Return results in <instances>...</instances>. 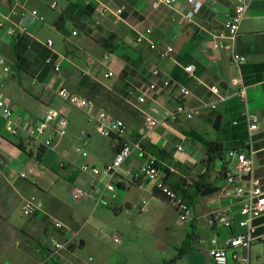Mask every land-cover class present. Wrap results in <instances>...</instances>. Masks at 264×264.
<instances>
[{"label": "crops", "instance_id": "1", "mask_svg": "<svg viewBox=\"0 0 264 264\" xmlns=\"http://www.w3.org/2000/svg\"><path fill=\"white\" fill-rule=\"evenodd\" d=\"M1 1L4 16L0 15V21L4 22V28L0 27V47L12 54L19 69L32 78V83L27 89L10 87L6 94L0 93V97L12 105L14 116L24 115L26 119L19 134L12 138H8L12 133L7 120L0 119V262L6 259L3 264H72L77 248L86 246L82 236L85 225L76 223L82 216L81 211L71 202L73 191L78 187L74 185L84 176L88 180L84 181V186L96 193L98 202L112 204L116 212L124 206L133 208V196H138L141 203L145 196L150 197L151 215L155 214V220H164L166 233L179 239L169 243L176 247V252L156 264H214L211 250L230 247L232 239L243 232L239 226L243 219L241 204L220 189L223 180L220 171L224 168L234 171L236 151L246 149L252 153L255 176L264 189V0H247V18L235 44V52L247 58L241 66L234 64L231 52L224 49L231 42L220 37L237 0H202L203 7L195 23L189 26L181 22L190 8L188 0H176L171 7L158 9L152 7L155 0ZM122 8L123 12L118 14ZM33 10L45 18L44 23L31 14ZM16 23L25 25L27 33L9 35L8 31ZM148 29L152 30L149 41L162 49L171 46L173 52L162 57L148 42L138 43L139 35ZM6 32L14 39V45L8 46L3 36ZM74 32L77 35L74 36ZM48 40H53L52 48L46 46ZM216 44L222 49H215ZM106 53L112 55L108 65L103 62ZM52 54L61 62L59 73L45 64ZM188 65L195 66L194 77L185 72ZM155 69L160 71V76H153ZM109 72L114 75L107 78ZM166 80L170 83L168 86ZM212 86L220 89V96L212 95ZM244 86L246 101L239 97ZM182 88L191 94L185 96ZM60 89L80 94L99 111L129 121L128 134L123 141L137 143L138 147L125 163L124 170L141 168L146 160L143 150L148 152L152 147L165 150L172 160L165 166L174 170L168 182L175 187L182 186L185 180L199 181L205 173V144H222L225 152L204 182L217 189V193L195 196V190L185 187L192 197V218L185 221L186 226L174 228L169 224L168 211H176L155 195L157 183L134 186L122 182L118 187L120 191L114 194L97 186L95 178L81 172L84 165L102 168L110 164L121 147L117 139L109 137L107 143L94 142L95 134L83 131L87 136L86 145L92 144L93 154L86 152L87 157H74L64 138L56 139L53 132L48 131L41 141L47 137L53 139L54 147L40 158L36 153L39 143L31 142L25 144L24 150L20 149L18 146L34 133L49 108L60 110L69 120L73 110L60 99ZM139 96L146 97L141 109H158L156 118L160 124L151 131L146 129L145 118L136 108ZM214 99L216 109L204 107ZM179 105L201 109L202 115L192 121L184 115H179L177 121L168 118ZM247 112L260 119L249 147L246 143L250 133L244 119ZM69 123L71 125L70 120ZM227 152L233 157L232 163L225 158ZM233 161L236 162L234 167ZM220 162H223L222 170L217 169ZM175 163L179 167L174 166ZM21 174L26 178H21ZM32 198L44 204L45 212L26 217L22 213L23 206ZM217 214L227 216L233 222L232 227L215 223L213 217ZM51 218L79 233L74 244L57 255H53L48 240L51 236L63 239L66 230L57 229ZM252 229L256 237L264 235V216L253 221ZM17 236L25 241L23 245L17 242L22 246L21 251L9 247L12 246L9 241ZM212 240H216V244H212ZM238 255L247 259L248 264H264V242H256L249 249L241 248ZM90 259L93 262V258ZM230 264L242 263L239 259Z\"/></svg>", "mask_w": 264, "mask_h": 264}, {"label": "built area", "instance_id": "2", "mask_svg": "<svg viewBox=\"0 0 264 264\" xmlns=\"http://www.w3.org/2000/svg\"><path fill=\"white\" fill-rule=\"evenodd\" d=\"M190 8L182 16V24L189 26L195 23L196 17L200 13L203 7L202 0H188ZM176 0H155L152 7L158 9L162 6L171 7ZM122 8L117 13L123 12ZM249 10V3L247 0H237V6L235 7L232 14L228 17L225 24V32L221 34V38L229 40L230 45L224 47L225 50L231 52L232 62L238 66H241L247 62V58L241 56L235 52V44L241 31L243 22L247 18ZM4 5L0 0V15L4 16ZM31 14L36 17L40 22L44 23L45 18L36 10L31 11ZM5 20H9V17H5ZM0 27L4 28V22L0 21ZM27 27L23 24L16 23L8 31L9 35L16 36L18 34L27 33ZM152 34V30L148 29L144 34L139 35L137 38L138 43L148 42L152 50L157 51L162 57L168 56L173 52V48L168 46L165 49L159 48L156 44L148 40L149 35ZM73 35H77L76 32ZM48 48L54 46L53 40H48L46 43ZM215 49H222L220 45L216 44ZM56 54L50 55L46 59V66L52 68L56 73L61 72L62 65L58 59L55 58ZM111 54L106 53L103 56L104 64L108 65L111 59ZM0 64L5 66L6 61L1 58ZM5 72H9V67L5 66ZM185 72L194 77L196 74L195 66L188 65L184 68ZM153 76H160V71L155 69L152 72ZM114 75L113 72H109L106 77L110 78ZM169 81H165V85L168 86ZM151 88H155L154 84ZM210 91L214 97L220 96V89L216 86H212ZM182 94L189 96L191 92L186 89H181ZM58 95L61 100L66 102L67 105L82 110L87 116L88 122L94 125L97 133L103 137L109 138L115 136L124 140L128 134L127 123L120 119L112 116L110 113L105 111H99L97 106L77 93H71L67 89H60ZM241 100L246 101V88L241 87L239 92ZM129 101V100H128ZM131 104V102L129 101ZM146 103V97H138V107L136 108L145 118L146 129L151 131L155 129L160 121L156 118L158 109L151 107L148 110L141 109L140 106ZM205 108L216 109L217 102L214 101L210 104H205ZM179 115H184L188 120H194L202 115L201 109H192L179 105L174 113H171L168 118L177 121ZM7 120L9 129L12 135H18L21 131L23 124L26 119L24 115L14 116V110L12 105L0 97V119ZM244 119L248 124L250 133V140L246 143V147L251 146L253 134L259 129L260 119L259 116L252 113H245ZM69 120L60 110L56 108H49L44 119L38 126L35 127L34 133H30L26 138L24 144L29 145L31 142L39 143L47 149L54 147V140L46 138L41 141V137L45 136L48 131H52L56 139H63L66 137L69 129ZM138 147L137 143L124 142L119 148L113 161L110 164L105 165L102 168L90 165H84L81 167V172L92 176L97 180V186H103L105 191L117 194L119 184L125 182L127 185L142 186L147 182H156V190L160 192V195L166 199V202L177 212L178 216L183 221H189L192 218V208L184 200L183 196L179 195L171 186L170 182L166 180L163 172L158 168L157 159L147 155L144 164L137 171L124 170V165L127 160L131 157L133 151ZM143 152H145L143 150ZM83 157H87L86 152L82 153ZM237 163L234 171H228L225 178H223L220 189L224 191L228 197L237 200L241 204V216L243 219L239 222V226L243 229V232L234 237L231 241L230 247L219 248L215 247L211 250V256L214 260V264H230L232 260H239L242 264H248V260L239 257L238 250L241 248H250L256 242H264V235L256 237L254 235L253 221L261 216H264V189L262 182L255 176V165L251 152L246 149L236 151ZM171 172L174 170L171 169ZM21 178H26L25 174L20 175ZM100 187H97V189ZM97 192H100L98 190ZM73 198L75 201L81 202L88 197V192L81 188H75L73 191ZM147 208V202L144 199L142 201L141 213H144ZM40 212H45L44 204L38 201L36 198H32L25 202L22 213L26 217H32ZM214 222L226 228H231L233 222L225 215L217 214L213 217ZM53 219V218H51ZM54 225L57 229L66 230V235L63 239L57 236H51L48 240V245L52 249L53 255H57L60 252L67 250L72 244H74L79 233L71 230L69 226L59 220H55ZM68 229V232H67ZM115 243L120 244V238L115 237ZM212 244H216V240H212ZM92 261V259H90Z\"/></svg>", "mask_w": 264, "mask_h": 264}, {"label": "rangeland", "instance_id": "3", "mask_svg": "<svg viewBox=\"0 0 264 264\" xmlns=\"http://www.w3.org/2000/svg\"><path fill=\"white\" fill-rule=\"evenodd\" d=\"M3 36H5L8 46L14 45V39L9 37L7 32L3 33ZM1 57L6 59L5 66L9 67L10 71L6 73L5 66L0 64V93L6 94L10 87L27 89V85L32 83V78L19 69L12 54L4 52L2 47H0ZM72 110L69 118L71 125L64 142L74 157L82 156L83 152L93 154L92 144L86 145L87 136L83 131L94 133V142H109L106 137L97 133L94 125L87 121V116L82 110L74 107ZM123 120L129 126V121ZM11 136L15 137L16 135L10 134L8 138H12ZM108 155L110 156L111 153ZM180 155L181 153H178V157ZM225 158L232 163L233 157L230 153H225ZM235 163L233 161V167ZM84 181L88 180L82 176L81 181L74 186L88 192L87 199L83 200L81 204L74 199L71 202L81 211L82 216L76 223L85 225L82 229V236L86 241V246L77 248L76 259L72 264H156L162 261L166 255L176 252V247L169 243H176L179 239L166 233L163 229L164 220H155V214L151 215L149 212V208L152 206L150 197L145 196V200L149 204L145 213H141L142 203L139 202L138 196L131 197L133 208L124 206L121 211L116 212L111 206L112 204L98 202L96 193L91 188L84 186ZM168 212L169 224L172 227L186 226L185 221L177 215V212L175 213L172 209H169ZM115 237L120 238V244L115 243ZM10 242H12V246L9 247L13 248V251H21L22 246L17 245V242L22 245L25 244L24 239L19 236ZM90 258H93V262L90 261ZM5 261L6 259L0 264L5 263Z\"/></svg>", "mask_w": 264, "mask_h": 264}, {"label": "trees", "instance_id": "4", "mask_svg": "<svg viewBox=\"0 0 264 264\" xmlns=\"http://www.w3.org/2000/svg\"><path fill=\"white\" fill-rule=\"evenodd\" d=\"M112 138L117 139L118 141H120V145L122 146L124 144V141L120 138H117L115 136H112ZM206 148H207V159L204 162L205 165V173L201 176L199 181H184L183 182V187L180 186L179 184L175 186H173V184L171 183V186L173 187V189L181 196H183L184 200L190 205H192L191 202V198L188 195V190L187 189H191V190H195V196H199L200 194H202L203 191L207 190V189H215L213 188V186L211 184H206L204 183L206 178L208 177V175L210 174V172L215 169L216 167V163L218 161L219 158L222 157L223 153L225 152V148L222 144L220 143H206ZM20 149L24 150L25 149V144L19 145L18 146ZM47 148L39 145L38 149H37V157L40 158L45 152H46ZM145 153V157H147V155L152 156L154 158L157 159V163H158V168L163 172L166 180H169V178L171 177L170 175H172L171 172V168L168 166H165L166 164H170L172 163L171 158L168 157V154L165 150H160L157 148L152 147L151 151L148 152H144ZM32 154V153H30ZM33 155V154H32ZM174 166L179 167L178 163H175ZM228 173V170L225 171V168L223 169V171H220V174L223 175L222 177L225 178L226 175ZM185 187H187V189H185ZM155 195L157 197H161L164 201H166V199L164 197H162L160 195V192L158 190H156Z\"/></svg>", "mask_w": 264, "mask_h": 264}, {"label": "water", "instance_id": "5", "mask_svg": "<svg viewBox=\"0 0 264 264\" xmlns=\"http://www.w3.org/2000/svg\"><path fill=\"white\" fill-rule=\"evenodd\" d=\"M222 167H223V162H220L217 166V169L222 170ZM215 193H217V189H207V190L203 191L201 195L206 197V196L213 195Z\"/></svg>", "mask_w": 264, "mask_h": 264}]
</instances>
